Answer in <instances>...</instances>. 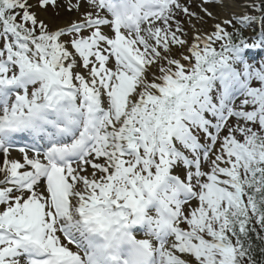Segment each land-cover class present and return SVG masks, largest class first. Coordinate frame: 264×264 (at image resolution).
Instances as JSON below:
<instances>
[{
    "label": "snow or ice",
    "instance_id": "obj_1",
    "mask_svg": "<svg viewBox=\"0 0 264 264\" xmlns=\"http://www.w3.org/2000/svg\"><path fill=\"white\" fill-rule=\"evenodd\" d=\"M0 264H264V0H0Z\"/></svg>",
    "mask_w": 264,
    "mask_h": 264
}]
</instances>
